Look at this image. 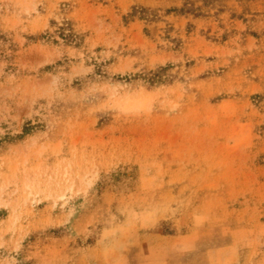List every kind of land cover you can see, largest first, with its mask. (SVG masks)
I'll list each match as a JSON object with an SVG mask.
<instances>
[{"label": "rangeland", "instance_id": "1", "mask_svg": "<svg viewBox=\"0 0 264 264\" xmlns=\"http://www.w3.org/2000/svg\"><path fill=\"white\" fill-rule=\"evenodd\" d=\"M147 233L264 264V0H0V264Z\"/></svg>", "mask_w": 264, "mask_h": 264}, {"label": "crops", "instance_id": "2", "mask_svg": "<svg viewBox=\"0 0 264 264\" xmlns=\"http://www.w3.org/2000/svg\"><path fill=\"white\" fill-rule=\"evenodd\" d=\"M187 236L190 235L178 238L147 233L140 235L136 243L129 244L123 250L93 248L87 261L76 259L71 264H111L112 261L116 263L117 259L122 264H206V247H200L197 256L190 255L188 246L181 243Z\"/></svg>", "mask_w": 264, "mask_h": 264}]
</instances>
